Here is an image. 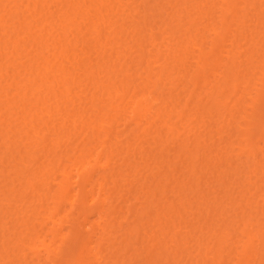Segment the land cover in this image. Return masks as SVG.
<instances>
[{"label": "bare ground", "instance_id": "6f19581e", "mask_svg": "<svg viewBox=\"0 0 264 264\" xmlns=\"http://www.w3.org/2000/svg\"><path fill=\"white\" fill-rule=\"evenodd\" d=\"M195 196L217 217L179 238ZM193 240L189 264H264V0H0V264H182Z\"/></svg>", "mask_w": 264, "mask_h": 264}, {"label": "rangeland", "instance_id": "374dc122", "mask_svg": "<svg viewBox=\"0 0 264 264\" xmlns=\"http://www.w3.org/2000/svg\"><path fill=\"white\" fill-rule=\"evenodd\" d=\"M135 55H136V54H134L133 56H135ZM144 64H146V62H145ZM77 90H78V92L80 91L79 94H82V91H81L82 89H81V88H78ZM86 94H87V92H84V94H83V95L85 96V99H84L85 101L87 100V98H89L88 96L86 97ZM83 98H84V97H83ZM87 101H89V99H88ZM195 124H196V123H195ZM212 125H213V124L208 125V127H207V129H206V132H208V131L210 132L209 129H211V126H212ZM214 126H216V125L214 124ZM151 128H152V127H151ZM153 128H156V126L154 125ZM153 128L150 129V130H152V131H150V133L153 132V130H154ZM213 128H215L214 131H213ZM216 129H217V127H213V126H212V129H211V132H210V133H212V132H213V133L210 134V136H211V135L213 136V135L217 134V132H215ZM207 130H208V131H207ZM147 132H148V131H147ZM209 132L207 133V136H209ZM162 135H163V134H162ZM225 135H226V136H225ZM210 136H209V137H210ZM212 136H211V137H212ZM224 136L226 137L225 139H227V138H228V133H225ZM215 138H216V136H215ZM215 138H214V136L211 138V139H212V142H214V144H215V143L218 144L220 141H222V139L220 138V135H218V137H217L218 141H217ZM220 139H221V140H220ZM213 140H216V142L213 141ZM142 141H143V140H141V142H142ZM178 141L181 143L182 140H178ZM178 141H177V144H175L176 142L174 141V142H173V146H174V145H175V146H178V145H179ZM143 143L146 144V141L143 142ZM217 144H216V145H217ZM170 145H171V144H170ZM211 145H212V144H211ZM221 145L223 146V144H221ZM209 146H210V144H209ZM212 146H213L214 148L222 147V146H220V145L217 146V147H215V145H212ZM170 147H171V146H170ZM213 147H212V148H213ZM171 148H172V150L175 152V149H173V148H175V147H171ZM173 151H172V153H174ZM223 152H224V151H223ZM223 152H222V154H223ZM223 156H225V152H224V155H223ZM172 158H173V155H172ZM148 160H149V158H148ZM172 160H173V159H172ZM242 160H243V159H242ZM242 160H241V162H238V164H239V168H240V166H241V170L245 168V167L242 166V163L244 162V160H243V161H242ZM173 161H174V160H173ZM147 163H148V161H147ZM149 163H150V162H149ZM176 164H177L178 167L176 166ZM176 164H175L176 167L174 166L173 169H172V167H171V169H172V173H175V172L178 173V174L175 173V174L173 175V176H174L173 179H174L175 181H173V183H172L173 185H171V188L173 187L171 190H172V192L174 193L175 197L177 196V199H176V200H178V194L180 193V192H178V191H180V190H177V188H178L177 186H179L178 189H180V187L182 186L181 188H183V190L186 191V190H188V188L191 187V185H190V187H189L188 183H189V184H192V183H191V180H190L189 182H187L189 179H186L187 176H188V175H187V176L185 175V174L187 173V171H186V170H187V167H186V169H185V165H186V164H185V165H184L183 163H180V164L176 163ZM144 165H145V164H144ZM180 167H181V168H180ZM174 168H175V169H174ZM177 168H178V169H177ZM180 169H181V170H180ZM184 169H185V170H184ZM173 170H174V171H173ZM179 170L182 172V174H180L181 172H180ZM184 171H186V173H185ZM141 172H142V171H141ZM183 172H184V173H183ZM141 174H142V173H141ZM179 174H180V177H182V175H184V176H183L182 178H180V177H179ZM187 174H188V173H187ZM143 175H147V172L143 171ZM250 176L252 177V175H250ZM184 177H185V178H184ZM176 178H179V179H176ZM183 179H184L185 181H183ZM253 179H254V178L252 177V180H253ZM177 180H179V181H177ZM208 181H210V182H209V188L205 187V184H204V183L206 182V180H204L203 183L201 184V185L204 184V185H203V186H204V189H203V186H201V191H202V192L200 191V192H201V193H200V196H201L202 194H206V193H208V192H212V191H213L212 189L215 188V189H214L215 191H214V193H213L214 195L211 194L210 198H212V199H213V198L220 199V198H221V195H223V191H222V190H219V188H216L217 186H216V184H215L216 182H215L214 180L211 179V180H208ZM176 182H177V183L181 182V183H180V184H177ZM182 182H185L188 188L185 186V183H183V185L185 186V187H183ZM212 182H214V183H212ZM251 182H253V181H251ZM211 183H212L213 185H212ZM174 184H176L177 186L174 185ZM174 186H176L177 188H176V187L174 188ZM174 189H175V190H174ZM185 189H186V190H185ZM205 190H206V191H205ZM210 190H211V191H210ZM216 190H217V191H216ZM207 191H208V192H207ZM177 192H178V193H177ZM186 192H187V191H186ZM217 192H218L219 194H218ZM176 193H177V194H176ZM221 193H222V194H221ZM217 194H218V195H217ZM170 195H172V194H170ZM180 195H181V196H180ZM212 195H213V196H212ZM216 195H217V197H216ZM179 196H180V197H184L185 194L182 196V194L180 193ZM191 196H192V195H191ZM196 197H198V198H196ZM219 197H220V198H219ZM194 200H195V203L192 202V201H194ZM197 200H199V201H197ZM219 201H221V200H219ZM137 202H138V201H137ZM139 202H140V201H139ZM139 202H138V203H139ZM190 202L192 203V205H191V203H190V205H187L186 208L181 209V210H178V208L176 207L177 209H176V210L174 211V213H173V220H176L175 222H178L179 219H181L183 222L185 221V222L182 223V225H181V226H183V227L179 226L180 228H177V229L173 230V234H174V232H176V231H179V232H180V231L182 230V231H181V232H182V235L180 234V235L178 236L179 238H180V236L183 237L184 235H186V233H188L190 230H193L194 227H196V226L198 227L199 224H204V223L206 222L205 225H208V224L211 225V224L213 223V219H212V218H214V217L216 218V217H217V214H216L217 211H216L215 209H211V210H213V211H212L213 214L211 213V215H210L209 217H206V214H205V216H204L203 213H200V212H202L204 209L207 210V206H205L206 204H204V203L201 204V200H200L199 196H195V199L193 198V200H191ZM198 203H199V204H198ZM176 204H177V202H176ZM197 204H198V205H197ZM203 204H204V205H203ZM139 205H140V203H139ZM201 205H202V206H201ZM188 206H189V208H191V209L187 208ZM191 206H193V208H192ZM197 207H198V208H197ZM199 207L201 208V210H200ZM203 207H204V208H203ZM205 207H206V208H205ZM187 209H189V210H187ZM177 210H178V211H177ZM190 210H192L193 212L190 211ZM195 210H197V211H195ZM206 210H204V213H205ZM179 211H180L182 214H181V213L179 214ZM185 211H187V212H185ZM189 213H190V214H189ZM198 213L203 214L202 217L204 216V218H202ZM183 214H186V215H189V216L184 217V216H186V215L182 216ZM195 214H196V216H195ZM178 215H181V217H179ZM214 215H215V216H214ZM176 216H177V217H176ZM195 217H196V218H195ZM198 217H199V218L201 217V219H199ZM211 217H212V218H211ZM178 218H179V219H178ZM182 218L186 219L187 221L184 220V219H182ZM205 218H206V219H205ZM207 218H208V220H209V218H210L212 221L210 220L209 223H207V222H208V221H207ZM215 218H214V219H215ZM192 219H194V220H192ZM204 219H205L206 221H205ZM146 220H147V218H146ZM195 220H196V222H195ZM198 220H201L202 222H201V221H198ZM189 221H190V222H189ZM191 221H192V222H191ZM186 222H187V223L189 222L188 225H187ZM190 223H191V225H192V224H193V225L191 226ZM197 223H198V225H197ZM153 224H155V223H151V224L147 225L148 228H146V226H145V230H146V231L148 230L147 232H151V233H150L151 235L154 234V235L156 236L157 234H155L154 231L157 229V228H156L157 224H155L154 227H153ZM183 224H184V225H183ZM194 224H195V226H194ZM150 225H152V226H150ZM185 225H187V226H185ZM190 226H191V227H190ZM151 227H152L153 230H152V229H151V230L149 229V228H151ZM185 227H187L188 229L185 228ZM154 228H156V229L154 230ZM181 228H182V229H181ZM189 228H190V230H189ZM183 229H186V230H183ZM142 243H143V242H142ZM142 243H141V241H139V246H140V244L144 246V244H145L146 242L143 243V244H142ZM193 243H194V240L191 241V242L189 241V242L185 243V244H186L185 247H187V251L190 252V254L192 253V254H191L192 259L190 258V259H188V260H184V261H182V264H183V262L185 263L186 261H187L186 264H189L190 261H193V260H194V261L196 262V261L198 260V258H199L198 253L194 250V247L191 246ZM147 244H148V243H147ZM147 244H146V245H147ZM150 244H152V242H150V243L148 244V246H149ZM188 247H189V248H188ZM174 248H176V247L171 248V249H173V250H171L172 253L177 251V250L174 249ZM192 249H193L195 252H193ZM190 250H191V251H190ZM196 253H197V254H196ZM193 256H194V257L197 256V257L194 258ZM193 258H194V259H193ZM196 259H197V260H196ZM194 261H193V262H194Z\"/></svg>", "mask_w": 264, "mask_h": 264}]
</instances>
